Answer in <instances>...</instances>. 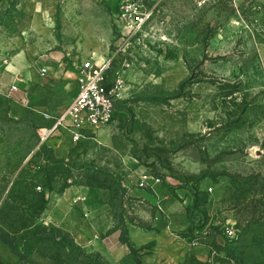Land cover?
<instances>
[{"label":"rangeland","instance_id":"1","mask_svg":"<svg viewBox=\"0 0 264 264\" xmlns=\"http://www.w3.org/2000/svg\"><path fill=\"white\" fill-rule=\"evenodd\" d=\"M63 44L79 55L74 65L66 54V67L109 61L122 98L84 140L63 131L40 147L43 114L69 100L49 82V72L63 81V62L38 71L53 54L63 60ZM143 175L179 201L191 240L202 236L183 261L149 264H264L263 0H0V264H141L151 245L114 262L104 239L125 241L129 223L138 244L175 239L135 189ZM74 184L93 189L67 208ZM94 208L105 210L95 225Z\"/></svg>","mask_w":264,"mask_h":264},{"label":"crops","instance_id":"2","mask_svg":"<svg viewBox=\"0 0 264 264\" xmlns=\"http://www.w3.org/2000/svg\"><path fill=\"white\" fill-rule=\"evenodd\" d=\"M66 48H68L67 50H71L69 47H67L66 44H63V60L61 59V55L53 54L47 60H45L47 64H44L42 67H45L46 70L49 71L51 70L50 65L53 64L54 62L55 63L63 62V81L60 79H57L56 77L53 76V73L49 72V74H51V76L49 77V80H50L49 82L61 88L63 87V96H64L63 99L66 101L69 100L70 102V100L76 93V86H77L76 85V70H75V67L69 68L68 66L66 67V65L69 63V60L71 61V64H74V60L78 59L79 55L77 51H74L71 54L72 56L69 57V54H68L69 51H66ZM66 54L68 55L69 60L66 59L65 57ZM9 70H11L9 71L11 74L8 72L5 78L10 77L12 79V82L14 83L17 80V75H18L17 71H15L14 69H9ZM25 80L26 82H30L31 79L29 77L28 79H25ZM13 92H18V88L16 91H13ZM57 151L59 154L58 156H63V158L65 157V152H66L65 148H63L62 150L58 149ZM139 180L140 179H136L137 186H138ZM146 182L149 185H151L152 189L157 194L158 198L161 200L160 201L161 210L159 211L158 209H156L157 210L156 212L158 214L162 212L166 214L167 216L166 230L171 231L175 239H172L173 241L171 242V245L170 244L167 245V244H164L163 242L158 243V241H156L155 239H152L151 241L145 243L143 242L144 239H142L143 237L141 236L140 241H142V243L138 244L134 237L135 229L129 223V225H125L126 241L129 243L130 247H132L133 250L137 254H139L140 251H143L149 248L150 245L153 248L152 250L153 252H150L149 254L142 255L141 253L140 255H138L137 260L141 264H149L150 262H160V261L161 262L165 261L166 263H171V262L177 263V262L183 261L186 255L181 253V251H185V248H187V246H190L191 244H195L198 241V239L202 238V236L197 234L191 240L190 237L192 236V232L193 233L196 232L197 228L193 226L190 227L189 219L187 218V215L182 209V207L180 206V203L178 200H175L174 198L171 200H169V198H167L166 200H163V197H164L163 193L165 189L163 187V183L155 184L150 179H148ZM127 183L129 186L130 182L128 181ZM166 187L169 188L168 185H166ZM91 189L93 188H90L89 186H82L81 184L70 185L63 191V203L67 206V208H70L74 203H79L85 206L84 200ZM135 189H138V191H140V194H143V195L145 194L152 201V203L154 204V207L156 208L155 205L157 203V200L155 199L152 192L148 188L136 187ZM208 190H211V189L208 188ZM220 192H221L220 187L215 189L214 197H217L220 194ZM130 193L131 192H128V194ZM68 204H71V205L68 206ZM92 211H94L93 217H92L93 218L92 223L95 225L96 222L99 223V218L104 215L105 210H103L102 208H96V209L94 208ZM73 230L76 232L78 239L82 240V232L85 233L84 230L81 229L80 230L81 232H80L79 230L76 229V226H73ZM105 240L109 242L108 245L106 246L104 242L102 243L106 247H109L110 245V247L112 248V250L108 249V250H111L108 252V256H110V258L111 257L115 258L114 262H117L120 258H123V257H125L129 261H134V259L131 257V252H130V249L128 248V245L124 244L123 242H120L119 239L116 237L115 232L110 231L107 235H105L104 241ZM100 242H101V239L98 238L97 240V246L99 248L98 250H100L101 248L99 247ZM104 255L107 256V251H106V254Z\"/></svg>","mask_w":264,"mask_h":264},{"label":"built area","instance_id":"3","mask_svg":"<svg viewBox=\"0 0 264 264\" xmlns=\"http://www.w3.org/2000/svg\"><path fill=\"white\" fill-rule=\"evenodd\" d=\"M264 2V0H263ZM109 61H103L101 65L93 62L92 55L76 67L77 91L70 102L56 115L43 114V117L50 120L45 128L38 133L39 145L55 135L66 131L72 142H80L89 136L93 130L107 126L115 115L116 102L122 98L123 81L120 77L112 80L107 79ZM47 70L41 67L38 71L40 76H45ZM11 91L17 87L10 86ZM63 135V134H62ZM151 178L153 183L160 184L162 180L158 177L143 175L140 177L138 187L148 188L157 200L156 208L160 211V199L146 181ZM167 196L163 197L166 200ZM227 237L234 236V229L227 226L224 229ZM230 264H240L231 260Z\"/></svg>","mask_w":264,"mask_h":264},{"label":"trees","instance_id":"4","mask_svg":"<svg viewBox=\"0 0 264 264\" xmlns=\"http://www.w3.org/2000/svg\"><path fill=\"white\" fill-rule=\"evenodd\" d=\"M42 145H44V144H41L40 147H41ZM0 239H1L3 242H5V243H9V240H8L7 237H5V235H2V236L0 237ZM123 243L128 245V247H129L131 253L134 251L133 248L130 247L129 243H128L126 240L123 241ZM137 262L140 263L139 261H137Z\"/></svg>","mask_w":264,"mask_h":264}]
</instances>
